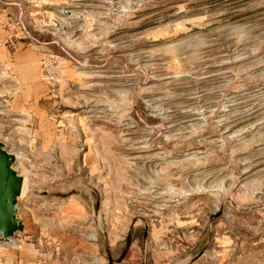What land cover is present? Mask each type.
Returning <instances> with one entry per match:
<instances>
[{
  "label": "rangeland",
  "instance_id": "obj_1",
  "mask_svg": "<svg viewBox=\"0 0 264 264\" xmlns=\"http://www.w3.org/2000/svg\"><path fill=\"white\" fill-rule=\"evenodd\" d=\"M7 32L0 264H264V0H0Z\"/></svg>",
  "mask_w": 264,
  "mask_h": 264
},
{
  "label": "water",
  "instance_id": "obj_2",
  "mask_svg": "<svg viewBox=\"0 0 264 264\" xmlns=\"http://www.w3.org/2000/svg\"><path fill=\"white\" fill-rule=\"evenodd\" d=\"M16 154L0 140V241L8 242L25 226L18 213V196L24 177L15 168Z\"/></svg>",
  "mask_w": 264,
  "mask_h": 264
},
{
  "label": "crops",
  "instance_id": "obj_3",
  "mask_svg": "<svg viewBox=\"0 0 264 264\" xmlns=\"http://www.w3.org/2000/svg\"><path fill=\"white\" fill-rule=\"evenodd\" d=\"M7 35H8V32H7V34H5L4 36H3V39H0V46L1 45H3L4 47H7V48H9V47H11L9 44H8V42L7 41H5V39H7ZM6 36V37H5ZM7 48H5L6 50H8ZM11 48H13V47H11ZM7 54H9V53H6V55ZM6 55H4V56H6ZM17 58H19V59H21V60H28L27 58L25 59V56H22V57H19V56H17ZM8 60H10V61H14L15 60V56H14V54H9V55H7L4 59L2 58L0 61H8Z\"/></svg>",
  "mask_w": 264,
  "mask_h": 264
},
{
  "label": "bare ground",
  "instance_id": "obj_4",
  "mask_svg": "<svg viewBox=\"0 0 264 264\" xmlns=\"http://www.w3.org/2000/svg\"><path fill=\"white\" fill-rule=\"evenodd\" d=\"M16 159H17V155H16ZM14 168L16 169L15 165H14ZM17 170V169H16ZM22 175V174H21ZM24 177V176H23ZM25 190H26V182H25V178H24V181H23V186H22V191H21V194L18 196V200L19 198L23 197L24 194H25ZM18 207V206H17ZM12 239V237L10 238V240Z\"/></svg>",
  "mask_w": 264,
  "mask_h": 264
},
{
  "label": "built area",
  "instance_id": "obj_5",
  "mask_svg": "<svg viewBox=\"0 0 264 264\" xmlns=\"http://www.w3.org/2000/svg\"><path fill=\"white\" fill-rule=\"evenodd\" d=\"M5 41H7L10 46L15 45L14 39L12 38V35L10 34L7 36V39H5Z\"/></svg>",
  "mask_w": 264,
  "mask_h": 264
}]
</instances>
